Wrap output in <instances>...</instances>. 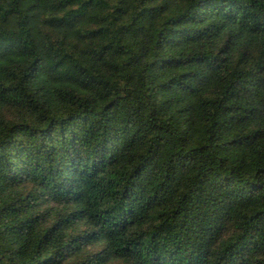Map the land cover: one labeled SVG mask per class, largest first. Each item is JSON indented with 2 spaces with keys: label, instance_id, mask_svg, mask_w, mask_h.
Segmentation results:
<instances>
[{
  "label": "trees",
  "instance_id": "trees-1",
  "mask_svg": "<svg viewBox=\"0 0 264 264\" xmlns=\"http://www.w3.org/2000/svg\"><path fill=\"white\" fill-rule=\"evenodd\" d=\"M0 264H264V0H0Z\"/></svg>",
  "mask_w": 264,
  "mask_h": 264
}]
</instances>
